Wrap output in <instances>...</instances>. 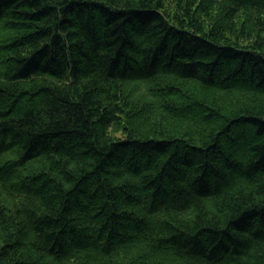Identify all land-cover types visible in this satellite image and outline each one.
Instances as JSON below:
<instances>
[{"label": "trees", "instance_id": "trees-1", "mask_svg": "<svg viewBox=\"0 0 264 264\" xmlns=\"http://www.w3.org/2000/svg\"><path fill=\"white\" fill-rule=\"evenodd\" d=\"M0 264H264V0H0Z\"/></svg>", "mask_w": 264, "mask_h": 264}]
</instances>
